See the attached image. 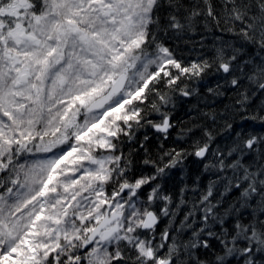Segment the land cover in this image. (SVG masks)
<instances>
[{"label":"snow or ice","instance_id":"obj_1","mask_svg":"<svg viewBox=\"0 0 264 264\" xmlns=\"http://www.w3.org/2000/svg\"><path fill=\"white\" fill-rule=\"evenodd\" d=\"M0 264H264V0H0Z\"/></svg>","mask_w":264,"mask_h":264}]
</instances>
